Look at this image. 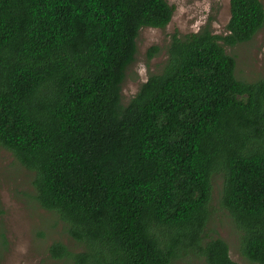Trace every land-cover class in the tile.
Here are the masks:
<instances>
[{"label":"trees","instance_id":"16d2710c","mask_svg":"<svg viewBox=\"0 0 264 264\" xmlns=\"http://www.w3.org/2000/svg\"><path fill=\"white\" fill-rule=\"evenodd\" d=\"M172 16L166 0H0V146L82 248L55 242L53 259L238 264L203 237L222 174L241 253L264 264V78L239 80L225 50L263 28L264 5L230 0L224 35L175 33L162 71L124 103L139 31Z\"/></svg>","mask_w":264,"mask_h":264},{"label":"rangeland","instance_id":"374dc122","mask_svg":"<svg viewBox=\"0 0 264 264\" xmlns=\"http://www.w3.org/2000/svg\"><path fill=\"white\" fill-rule=\"evenodd\" d=\"M173 9L165 28H141L137 37V53L128 67L122 86L123 102L136 95L142 83L159 74L167 59L168 45L177 33L180 36L208 27L213 34L224 35L230 20V0H166ZM264 5V0H260ZM159 53L149 58L151 47ZM236 60V77L255 82L264 78V26L246 43L225 46ZM34 174L25 169L7 149L0 146V264H73L50 256L55 242L71 251L82 250L65 232L64 224L52 212L43 209L36 200ZM223 175L214 176L209 220L205 241L220 237L229 246L232 260L238 264H256L245 258L240 249V231L230 214L221 206ZM172 264H205L196 252H184Z\"/></svg>","mask_w":264,"mask_h":264}]
</instances>
